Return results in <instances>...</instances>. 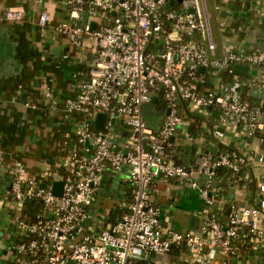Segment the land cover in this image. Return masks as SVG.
I'll use <instances>...</instances> for the list:
<instances>
[{"label":"built area","instance_id":"2783aa9c","mask_svg":"<svg viewBox=\"0 0 264 264\" xmlns=\"http://www.w3.org/2000/svg\"><path fill=\"white\" fill-rule=\"evenodd\" d=\"M168 2L61 0L66 19L55 30L75 48L74 58H85V51L90 55L62 112L74 123L63 134L72 145L37 172L21 164L12 168L3 200L11 211L13 233L0 264H145L149 255L180 246L188 259L171 264H260L254 254L264 252V174L256 179L251 163L264 167V152L249 154L240 147L221 151L217 146L230 143L233 127L243 139L264 143L258 137L264 133V104L242 93L248 84L264 85V49L224 46L217 55L205 0L166 7ZM223 2L215 1L216 14ZM260 4L256 0V12L264 16ZM1 10L0 20L24 18L21 9ZM219 18L222 33L235 30L230 12ZM49 20L40 11L38 26L45 28ZM245 26L246 21L238 29ZM236 64L245 71L257 69V78L247 82L233 70ZM159 92L165 106L154 127L145 120L143 107L153 97L157 101ZM42 95L56 107L49 83ZM97 113L105 115L102 129L94 127ZM197 116L212 119L210 134L217 145L214 150L194 147L192 161L181 164L175 156L176 138L180 130L188 132ZM209 140L200 139L204 144H211ZM124 169L129 195L121 214L103 227L84 228L104 175ZM155 179H173L197 190L202 205L192 214L201 221L199 231L163 229L161 206L148 193ZM54 181H62L60 195L52 192ZM247 182L254 185L255 203L228 201L226 190ZM28 203L36 205L32 213L26 212Z\"/></svg>","mask_w":264,"mask_h":264},{"label":"crops","instance_id":"0c3cea01","mask_svg":"<svg viewBox=\"0 0 264 264\" xmlns=\"http://www.w3.org/2000/svg\"><path fill=\"white\" fill-rule=\"evenodd\" d=\"M215 1L217 0H212V7ZM259 1L264 8V0ZM5 7L21 9L24 18L17 22L0 20V236L4 245L13 233L11 211L3 200L4 190L10 183L11 170L21 164L32 173L53 164L59 136L74 127L71 119L66 120L62 116L65 99L75 94L76 84L81 78L80 72L86 69L89 60L88 51H85V58L81 55L74 58L75 48L63 34L55 30L58 23L66 19L61 0H0V14ZM40 11H46L50 15L45 28H40L37 24ZM226 11L234 18L235 30L222 33L217 28V37L214 39L216 54L221 55L224 46L264 49V16H258L256 0H227L220 12L216 14L214 11L216 19L224 17ZM244 21L247 22L245 29H238ZM241 75L249 82L257 78L258 71L250 68ZM46 83L51 85L55 94L54 108L43 99L42 87ZM248 86L242 89L243 95L255 103L264 104V85ZM156 102L151 104L160 114L154 120V127L160 123L163 115ZM183 108V114L188 119L190 114ZM211 122L212 119L197 116L188 132L179 131V137L176 138L179 144L177 157L184 164L192 160L194 147L195 150L198 147H203L202 150H214L217 144L213 145L215 142L210 134ZM200 139H211V144H204ZM227 140H230L229 144L219 143V150L240 147L249 154L252 150L264 152V144L255 138L243 139L236 127L228 132ZM251 168L256 179L264 174V167L256 162L251 163ZM127 175V169L111 176L104 175L103 184L83 221L84 228L103 227L111 222L107 220L110 210L121 207L128 199ZM226 191V198L230 202L255 203L253 184H240L236 190L228 188ZM148 193L161 206L164 230L174 228L199 231L201 221L192 214L202 205L196 189L173 179H155L150 184ZM99 217L105 221L97 222ZM254 258L257 263L264 264L263 251L255 252ZM187 259L185 248L180 246L165 254L149 255L145 264H171Z\"/></svg>","mask_w":264,"mask_h":264},{"label":"trees","instance_id":"16d2710c","mask_svg":"<svg viewBox=\"0 0 264 264\" xmlns=\"http://www.w3.org/2000/svg\"><path fill=\"white\" fill-rule=\"evenodd\" d=\"M157 98H158V100H157V102H156V104H157V108L159 109V110H163L164 109V106H165V101H164V98H163V96H162V93L161 92H159L158 94H157ZM249 99V98H248ZM251 102H253V100H251V99H249ZM193 125V124H192ZM191 127V126H190ZM258 137H261V138H263V140H264V133L263 134H261V135H259ZM64 141H67L68 143H67V145H63V142ZM264 144V143H263ZM72 145V140H70V138H66L65 136H63V135H61V136H59V138H58V140H57V146H56V149H55V153H54V155H53V157H54V159H53V163L55 162V159L57 158V157H61L62 155H64V154H66V152H67V148L69 147V146H71ZM175 156H177V153H175ZM192 157L194 156V155H191ZM193 159V158H192ZM192 160H190V162H191ZM177 162H179V163H181V164H184L182 161H180L179 160V158H177ZM57 171L58 172H62V169H60V168H57ZM220 172L222 173V172H224V170L223 169H220ZM247 184L249 185V184H253V183H251V182H247ZM38 207V206H37ZM36 208V205L35 204H31V203H28V205H27V209H26V212L27 213H32L33 212V209H35ZM122 211V208L121 207H115V208H113V209H111L110 210V213H108V220L109 221H114L121 213Z\"/></svg>","mask_w":264,"mask_h":264},{"label":"water","instance_id":"95a60500","mask_svg":"<svg viewBox=\"0 0 264 264\" xmlns=\"http://www.w3.org/2000/svg\"><path fill=\"white\" fill-rule=\"evenodd\" d=\"M180 2L181 0H169L168 4L166 5V7H169L170 5H173L174 2ZM193 9H190V12H192ZM236 15V13H235ZM93 25V24H92ZM233 70L236 73H240L243 74L245 72V66L243 64H236L233 67ZM199 71H202V67L199 68ZM152 101H156V97L152 98ZM169 112L168 109L165 110V114H167ZM104 119H105V115L104 113H97L95 120H94V127L96 129H102L103 127V123H104ZM161 122V121H160ZM172 140V138H171ZM61 186H62V181H54L53 182V188H52V192L55 195H60L61 193ZM4 243L1 240V236H0V253L1 251L4 249Z\"/></svg>","mask_w":264,"mask_h":264},{"label":"rangeland","instance_id":"374dc122","mask_svg":"<svg viewBox=\"0 0 264 264\" xmlns=\"http://www.w3.org/2000/svg\"><path fill=\"white\" fill-rule=\"evenodd\" d=\"M206 1V5H207V9L209 11V13H211V18H210V28H211V32H212V37L213 39H216L217 37V31H218V22L220 20V18L218 17L216 19L215 17V14H214V11H213V7H212V0H205ZM200 2V0H199ZM159 112L152 106L151 103L149 104H146L144 107H143V115H144V118L145 120L148 122V124L150 126L154 125L156 118L159 116ZM9 217V221H10V214L8 213V216Z\"/></svg>","mask_w":264,"mask_h":264}]
</instances>
